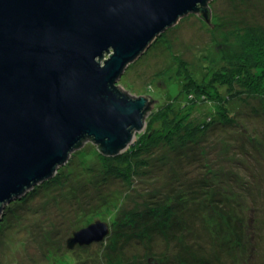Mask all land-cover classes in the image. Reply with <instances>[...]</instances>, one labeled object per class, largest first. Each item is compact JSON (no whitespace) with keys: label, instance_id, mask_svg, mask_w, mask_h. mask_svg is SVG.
<instances>
[{"label":"rangeland","instance_id":"rangeland-1","mask_svg":"<svg viewBox=\"0 0 264 264\" xmlns=\"http://www.w3.org/2000/svg\"><path fill=\"white\" fill-rule=\"evenodd\" d=\"M207 6L212 28L193 12L178 18L123 71L116 82L120 91L132 97L150 94L175 107L186 102V117L201 123L210 107L197 105L202 95L181 90L182 63L197 81L226 68L237 70L241 63L239 69L247 76L250 69L239 59L244 39L249 34L257 44L264 41L259 39L264 38V0H209ZM252 75L264 87V67L252 69ZM233 83L238 101L228 98L232 120L221 124L208 118L205 133L199 132L181 149L176 146V153L157 149L153 163L139 170L132 185L117 187L119 179L103 185L107 199L116 189L125 192L118 208L117 202L106 209L93 207L97 190L72 196L71 186L79 182L61 178L66 169L70 178H80L83 168H92L94 178L102 175L97 145L83 141L53 176L4 206L0 264H264V104L246 99L251 86L245 89L240 79ZM218 86L225 97L227 84ZM263 95L256 99L264 101ZM149 116L133 144L145 132ZM88 156L93 158L87 160ZM197 181L206 190L200 192L202 200L213 193L224 195L218 205L224 211L189 206L188 200L181 201L186 209L167 208L176 193L197 191ZM229 208L237 215L231 222L224 215ZM88 209L93 212L85 214ZM216 217L221 228L214 225L219 223ZM243 218L244 224L239 221ZM95 220L108 223L107 236L69 249L73 230Z\"/></svg>","mask_w":264,"mask_h":264},{"label":"water","instance_id":"water-1","mask_svg":"<svg viewBox=\"0 0 264 264\" xmlns=\"http://www.w3.org/2000/svg\"><path fill=\"white\" fill-rule=\"evenodd\" d=\"M208 1L0 0V218L83 137L113 156L133 144L148 96H128L116 82L178 18L205 17ZM108 232L95 220L73 230L67 247Z\"/></svg>","mask_w":264,"mask_h":264},{"label":"trees","instance_id":"trees-1","mask_svg":"<svg viewBox=\"0 0 264 264\" xmlns=\"http://www.w3.org/2000/svg\"><path fill=\"white\" fill-rule=\"evenodd\" d=\"M206 8L207 9L205 12L207 15L205 17H202L201 15L200 16L208 21L211 13H209L208 6ZM259 39L264 40L263 37H259ZM239 59H241V61L246 65L247 69H250V72L247 73V76L244 75L245 71H242L243 68L239 69L241 67V63L239 66H237V70L226 68L224 73L221 72L214 74L213 77L210 76L206 79L203 78L200 81L196 80L194 72L190 73L189 66L182 63L180 70L182 71L181 85L183 84V86L181 90L187 94L189 92H193L195 94L202 95V99L204 101L199 99L197 105L201 108L210 107L208 111L209 115H205V118L201 123H198L197 121L195 122L191 117H186V114H188V105H186V102L181 105V107H175L169 101H162V103H159L157 100L159 97L157 98L149 94L150 96L148 95L146 99L147 102L145 105L146 109L144 110V116H150L146 118L147 126L145 127V132L139 134L136 137L135 144L129 146L126 151L115 154V156L102 153L101 146L96 144L98 153L102 160V175H96V178H94L92 174V168L87 167V170H85L86 168H83L81 173H79L81 176L80 178H70L69 176L71 173L68 172L67 169L65 170V173L61 177L64 181L69 183L71 181H75L74 179H77V182H79L78 186H71L72 196L77 194H84L85 196L86 193L93 194L94 190H97L98 194H94L93 197V207L96 206L106 209L111 203L117 202L114 206H117L118 208V205L121 204V199L126 195L125 192L122 193L121 190L116 189V192L109 194L107 199L106 196L108 194L104 193L105 189L102 188L103 185L107 184V182L111 180L117 182L118 179L121 184L117 183V187H128L129 183L132 185V179L137 176L139 170H147L149 163H153V159L156 155L154 151H157V149L167 148V150L176 153L178 151L176 150V146H179L181 149V146H183V144L186 142L194 141L193 138L196 136V134H199V132L205 133V131L208 129L205 127L207 125L205 120L208 118H212L214 122L217 121L221 124L232 120L233 115L230 114L228 108L229 105L232 104L230 101V99H232L231 97H234L235 95L234 86H236L238 83H233V81H236L237 79H240L242 83L241 86H243L245 89H248L249 86L252 87V89L250 88L251 91L248 92V98L246 99L251 97L257 102L264 104V101L257 100L261 97V94H264V87L261 85L260 79H258V77L254 78L252 75V69H258L259 67L261 68V66L264 67V41H260V43L257 44L255 40H253V37L247 34V37L244 39L243 52ZM219 84L221 87L222 85L227 84L226 87L223 86L225 90H228L225 97L222 96V92L218 86ZM222 91L225 92L224 90ZM213 95L215 96L213 97ZM239 98L241 97L239 96ZM237 99L238 98L234 97L233 100L238 101ZM168 102L170 105H164ZM157 104L159 106H157ZM150 105H154L152 107H155V109L150 108ZM197 124H200L201 127H198L200 125ZM83 141H90L91 143L94 142L91 138L83 137L77 148L81 146ZM92 158V156H88L86 159L91 160ZM207 180L209 181V175H207ZM196 184L200 185L197 191H185L182 192V194L181 192H178L171 199H168L170 205L167 206V208H176L177 210L179 208L186 209V207H184L185 204H182L181 201L188 200L189 206H193L196 203L199 204L198 207L200 206L201 208H211L212 210H214L213 208H216L217 212H220V210L224 211L223 207L220 206V208L218 206L219 204L223 203L221 198L224 197V195H221V193H213L210 194L211 196L208 198V200H202L201 198L203 196L200 192L206 190L205 188H202L204 186L202 182L199 183L197 181ZM39 187L40 186H37V188ZM192 195L198 196L194 198ZM167 208L164 210L165 213L169 211ZM199 208L197 210H199ZM89 209L85 211V214L93 212ZM216 211L214 210V212ZM224 215L227 217L226 221L228 222H231L233 218L237 217L233 211L231 212L230 208L225 212ZM216 218L218 219L219 223L215 222L214 225H216L218 228H221L223 224L222 222L220 223V217ZM239 221L243 224L244 221L246 223L245 218L239 219ZM132 223L133 222H131L130 225ZM181 224L184 229V225L186 223L181 220Z\"/></svg>","mask_w":264,"mask_h":264},{"label":"bare ground","instance_id":"bare-ground-1","mask_svg":"<svg viewBox=\"0 0 264 264\" xmlns=\"http://www.w3.org/2000/svg\"><path fill=\"white\" fill-rule=\"evenodd\" d=\"M145 118V117H144Z\"/></svg>","mask_w":264,"mask_h":264}]
</instances>
